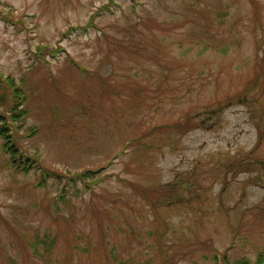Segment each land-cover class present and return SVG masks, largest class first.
<instances>
[{"label":"rangeland","instance_id":"374dc122","mask_svg":"<svg viewBox=\"0 0 264 264\" xmlns=\"http://www.w3.org/2000/svg\"><path fill=\"white\" fill-rule=\"evenodd\" d=\"M0 12V264H264V0Z\"/></svg>","mask_w":264,"mask_h":264},{"label":"trees","instance_id":"16d2710c","mask_svg":"<svg viewBox=\"0 0 264 264\" xmlns=\"http://www.w3.org/2000/svg\"><path fill=\"white\" fill-rule=\"evenodd\" d=\"M0 20L7 22V18L1 12H0ZM10 86L12 88H14L15 90L17 89L16 86H15V84H14V82H12V81H10ZM18 90H16L17 91V93H16L17 96L16 97L18 98L17 103H18V105H22V103H24L25 100L27 99V96H26V93L20 92V90L19 91ZM26 112L27 111L26 110H23V108H21V110L18 111V110H16V107H14L13 110H12V113L15 114L16 116L13 115L12 118L13 119H21L22 120L23 119V114L26 113ZM3 121H5V119ZM189 122L190 121L188 120L187 121V124H189ZM34 131L37 132L38 131V128H34ZM0 135L2 137H4L6 150L8 152L12 153V155H13V158H12L13 163L16 162V158H17V152L16 151H17V148L15 146V143H16L15 139L12 140V137L9 136V134H8V132H7V130L5 129L4 126H0ZM19 159L20 160L17 162L18 164H15L14 163L15 167H17L18 169L25 170V169H28L31 166V164H28L27 161L25 162L21 158H19ZM101 171H102V169H99L97 172H94V173H98L99 174ZM94 173L92 171H89L88 170V171H86V172H84L82 174H79V176L82 179L90 180V182H92V181H94L93 180L94 179ZM49 174H50L49 172L43 171V175L44 176H47ZM51 174H53V173H51ZM52 244H53V242H51L50 245H52Z\"/></svg>","mask_w":264,"mask_h":264}]
</instances>
